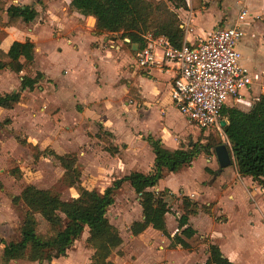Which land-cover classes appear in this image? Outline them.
Listing matches in <instances>:
<instances>
[{
  "label": "trees",
  "instance_id": "obj_1",
  "mask_svg": "<svg viewBox=\"0 0 264 264\" xmlns=\"http://www.w3.org/2000/svg\"><path fill=\"white\" fill-rule=\"evenodd\" d=\"M204 2L190 0L194 10L203 7ZM71 5L85 17L97 19L95 29L98 33L117 35L121 41L129 39L140 49L145 47L144 35L148 33L166 36L175 47H181L185 40V31L176 10L187 9V0H164L159 4L154 0H72ZM6 13L10 17L8 27H17L21 21L31 23L38 17V12L30 6L6 9V0H0V37ZM35 48L31 41L14 42L5 51L0 38V72L10 70L20 75L30 69ZM41 78V74L35 78L23 76L20 91L0 96V108L12 110L18 104L26 103L28 99L22 92L33 90ZM221 115L228 122L223 130L230 142L228 149L238 175L250 178L264 188V95L249 112L224 107ZM9 124V120L0 123V132ZM146 140L155 154L153 171L147 175L132 172L115 180L102 193L82 186V169L77 154L59 155L46 149L45 154L54 157L64 170L62 184L66 188L77 189L78 198L67 201L58 192L26 186L19 196L13 198L14 205H21L23 209L18 239L3 241L0 263L53 264L54 260L66 257L75 242L87 232L85 242L93 250V255L86 264H114L112 257L115 254L123 256L124 239L112 225L108 212L115 204L117 191L134 190L140 200L143 219L131 225L129 230L133 236H139L152 227L162 239L171 241V248L180 246L192 250L208 244L209 257L204 264H234L223 255L218 245L208 243L189 226L190 217L197 215L200 207L188 197L182 200L183 214L178 220L180 233L172 237L167 227V215L171 209L166 198L170 192L154 190L168 173H178L184 167L192 166L201 155L215 156V149L220 144L199 141L189 149H173L160 139L149 136ZM1 148L0 144V151ZM110 152L115 154L118 150L111 149ZM11 163V174L20 178L16 162ZM0 189H3L1 182ZM201 209L212 215V205H203Z\"/></svg>",
  "mask_w": 264,
  "mask_h": 264
},
{
  "label": "crops",
  "instance_id": "obj_2",
  "mask_svg": "<svg viewBox=\"0 0 264 264\" xmlns=\"http://www.w3.org/2000/svg\"><path fill=\"white\" fill-rule=\"evenodd\" d=\"M162 1L164 0H154V2L157 4ZM251 1L252 6H254L252 7V9L250 8L251 12L261 16L262 12H264V0ZM239 2L240 0H205L203 7L194 10L191 6L190 0H187V9L181 8L176 10L179 22L181 23V28H183L185 31V39L187 38V41L190 44H194L200 39H205L209 34L219 28L231 26L236 20L239 10ZM71 3L72 0H6V9H9L11 6H30L38 12V17L36 18V20L31 23L21 21L17 27L7 26L10 17L9 14L6 13L4 15V26L2 28V34L3 32H5L7 37L1 40V47L5 51H8L14 42L25 43L27 41H31L35 44L36 48L34 62L30 68H34L35 77L38 74H41V79L46 78V80L52 82V86H48L47 88L45 99L46 103L56 110L59 109L63 113L64 119L69 114L78 116L90 115L91 118L96 120L93 128V130H95V133L93 134L96 141H98L96 138L98 131L102 128L104 129V131L108 132L110 135L116 138L114 142L119 145V129L121 128L122 130H125L127 132H131V130L128 129V125L126 123L123 124L124 126H122V124H118L117 115L123 114L126 110H130L137 112V114H139L140 116H143L141 126L145 129L148 128L150 130L149 136L155 139H160L166 146L173 149H189L191 145L196 144L198 141L190 143V145L185 144V146H183V143H181L180 140H183L182 142H185L184 136H187L189 134L190 129L187 127L186 130H188V132L183 134L181 132H178L180 131L179 129H177L179 123L172 122L171 114H173L174 116L178 114L183 117L182 114L174 107L170 94L173 78L175 75L173 66L170 65V69L169 67H167L168 71L166 72H162L159 68H153L151 70H144L140 68L137 64V55L141 50L138 44H131V41L129 39H126L125 41H121L119 39L118 41L116 37H114V34L111 33H98L95 29L96 26L93 29L89 28V17H85L82 13L75 10L72 7ZM258 22L255 21L252 23H245L243 25V28L246 29L247 25H264V23H262L261 21ZM188 27L192 30V32L186 35V29H188ZM44 31L52 37L51 39L53 42L55 41V39L60 38L64 31H68L66 32L67 41H74V39L77 38V34L81 35V38L84 39L82 40V42L85 48L80 51L78 48V43H76L75 41L74 43L76 44L72 46L73 50L77 51L76 61L78 62V65L76 69L69 70L65 67L60 68L57 76L46 72L43 63L46 61V58L49 55V51L44 47L43 40L41 39ZM259 40H254L252 43H249L247 39H244L238 44V49L242 54V64L251 70L254 78H257L264 83V38ZM67 49H70V47H67L65 45H63L62 47L60 44L55 43L53 52L61 57ZM128 67L129 69L127 70ZM3 74H7L6 80H3ZM25 75V71L20 75L10 70L1 71L0 93L4 92L14 83H17V85H19V88L13 89L10 92L7 91L5 94H0V96H5L7 94L20 91L22 77ZM14 76H16V79H14ZM70 78L73 80V82L84 84L86 86V92H71V101L70 103H66L64 98L60 95V92L62 84H69L67 80ZM38 86L39 84L35 86V88ZM35 88L31 91L25 90L22 92V95L26 97L28 101L26 103L18 104V107L21 106L26 108H33L34 104L36 105V102L39 99L38 97L35 102L34 100H30V98L25 95L27 92H33ZM258 92V88L256 87L248 90L244 93V97L240 103L230 102L226 107H236L244 112H249L257 102L256 99L258 97ZM0 110L3 112L11 111L3 108H0ZM98 124H100L101 126ZM127 132H123L122 134H127ZM190 133L192 132L190 131ZM149 136H147V138ZM146 139L143 141L135 142L133 144L134 149L129 148L131 150V155L126 158L125 162L118 157V165L113 164L111 168H103V170L108 173L121 174L122 172H124V168L130 167L128 173H123L122 177H119V179L130 175L132 172H141L146 175L151 173L154 167L155 154ZM91 140L92 138L89 137V135H85L84 139L82 138V141H84V143H88ZM117 145L116 147L112 148H114V150H118ZM118 153L119 150L115 154L117 155ZM66 154L71 153L59 155ZM200 157L205 158L206 164L204 166L205 173L199 183L202 184L204 189L214 187L218 177L221 176L227 168L224 169L220 174H218L220 165L218 163L217 157L216 159L213 156L209 158L206 155H201ZM192 166L184 167L182 170L189 173V170L190 168H192ZM231 171V173H237V171L233 167ZM175 174L176 173H168L166 177L159 183L158 187L154 190L156 192L168 190L170 192L169 196H173L175 199H179V203L181 205L184 197H188L193 202H196L200 207V211L197 215L190 217L189 226L192 227L201 238L207 239L208 243L218 245L223 255L231 262H233L234 264L243 263V259L251 256V253L249 254L244 249L243 240L245 238V235L243 233L237 232L236 235H233L232 237L229 234H226L223 230H219L215 233H213L214 231H201L198 224H196L197 221L195 219L202 218H206L207 220H211V222L216 223L215 219H217V217L215 216L213 207V216L207 214L201 209L203 205L211 206V202H217L222 212L224 214H227L223 211L222 205L220 204L219 200H206V202H202L201 198L203 197H201V195L203 193L200 192L202 188L199 187L198 189V185L196 186V188L191 190V193H187L181 185L175 188L170 186L169 184L168 186L167 181L175 176ZM226 178H224L221 183L216 186L217 192L226 200L233 201L234 205L236 206L237 200H239V198H236L235 201L229 200L226 192H220L221 186L224 188L227 186L226 184H224V180ZM115 180L116 179H113V182ZM238 187L239 186H235V189H232V187H228L227 191H232L235 196ZM124 192V190H119L116 192V196L118 194L122 195L124 194ZM131 192H134V190H132ZM116 202L117 200L115 198V204L111 208L116 205ZM124 205L125 207L122 209V211L128 208L127 204ZM239 205L241 207L244 206L242 202H240ZM240 211H244L247 216L252 215V217L247 221V225L249 227H260L261 229L263 228L262 231L264 232V217L255 212H249L248 210L240 209ZM240 211H237V213ZM180 212L181 211L176 214L178 216V220L183 214ZM169 214L171 215V210ZM169 214L167 215V227ZM228 217L230 218V220L224 224H226L230 228V230H234V228H236V224L232 220V217H230L229 215ZM128 219L131 220V224H128V229H130L131 225L134 222L143 219L142 212L138 217L129 215ZM168 231L169 233L171 232L169 229ZM177 233H180L178 228L175 233L170 234L173 237ZM120 235L122 234L120 233ZM131 237L133 238V241H130V245L133 251L137 254V261L135 264L139 263L140 258V255L138 254V242L139 244H143V246L147 247L145 255H148V257L151 256L150 254L152 246L164 244L167 248H171V241L163 240L160 237V233L154 230L152 227L148 228L143 234L139 236L135 237L131 235ZM149 237H152V239H150ZM206 245L208 246V244H203L201 246ZM172 249H176L173 250L175 252L185 250L180 246ZM195 249H197V247H194L192 250L186 251L193 252ZM168 251L170 252V250ZM172 254L163 253L162 255L158 256H164L165 258H169L168 256H171L170 259L172 260L173 264H178L177 262H174V257H177L175 255H178L180 253ZM178 257L180 258V256ZM208 257L209 253L207 247L205 261L200 264H204L207 261ZM257 257H260V259H257V264H264V249H261V253L256 252L255 258ZM180 260L183 262L182 264H185L182 259Z\"/></svg>",
  "mask_w": 264,
  "mask_h": 264
},
{
  "label": "rangeland",
  "instance_id": "obj_3",
  "mask_svg": "<svg viewBox=\"0 0 264 264\" xmlns=\"http://www.w3.org/2000/svg\"><path fill=\"white\" fill-rule=\"evenodd\" d=\"M248 6L251 9L254 7L252 6L251 0L248 2ZM258 21L264 23V12H262ZM89 28L93 29L94 27ZM246 30L248 36L245 40L247 39L249 43L264 38V25H247ZM66 32L68 31H64L60 38L55 39L54 42L51 39L52 37L45 31L41 37L44 47L49 51V55L43 63V66L47 73L54 76H57L60 68L65 67L69 70L77 68V51L72 48L74 44L78 43L80 51L85 48L82 42L84 39L81 38V35L77 34V38L74 39L76 43H74L73 40L67 41ZM5 37H7V35L3 32L0 38L3 40ZM114 37L119 41L117 35H114ZM55 43L60 44L62 47L65 45L70 47V49H67L64 54L59 57L53 52ZM128 69L129 67L127 70ZM25 74L30 77H35L34 68L28 69L25 71ZM6 79L7 74L3 77V80ZM14 79H16V76H14ZM67 81L69 84H62L60 95L64 98L66 103H70V93L73 91L85 93L86 86L78 82H73L71 78ZM48 86H52V82H49L46 78L41 79L39 86L36 87L33 92H27L25 94L30 100H34L35 102L37 97L39 98L33 108L15 106L11 111L3 112L0 110V123L5 120L10 121V124L5 126V130L0 132V144L2 145L0 151V182L3 184V189H0V259L3 255V241L11 242L18 239V227L22 222L23 209L21 205H14L13 198L19 196L26 186L34 185L39 189L58 192L62 195V198L67 201H72L78 198L77 189L66 188L62 184L64 170L54 157L45 154L44 151L46 149L54 150L58 154H77L82 169V186L88 190H96L102 193L112 185L113 179H119V177H122L123 173H128L130 170V167L124 168V172L116 174L105 172L103 168L109 169L113 164L118 165V157L125 162L126 158L131 155V150L129 148L134 149L133 144L135 142L143 141L149 136L150 130L141 126L143 116H140L137 112L126 110L123 114L117 115V121L118 124H122V126L126 123L131 132H127L121 128L119 129V145L114 142L116 138L102 128L98 131L96 137L98 141H96L93 134L95 133L93 128L96 120L91 118L90 115L78 116L72 114H69L64 119L63 113L59 109L56 110L46 103L45 99ZM16 88H19V85L14 83L0 94H5L7 91L10 92ZM171 117L173 123H179L177 129L180 131L178 132L183 134L187 133V127L192 132L190 133L189 131V134L184 136L185 142L180 140V142L183 143V146H185V144L190 145V143L196 141H200L203 144H224L215 128L207 131L200 130L195 126H191L187 120L178 114L176 116L171 114ZM123 132H127V134H122ZM85 135H89L92 140L88 143H84L82 138L84 139ZM116 145L119 150L117 155L108 152L111 149H114L112 147H116ZM213 157L216 159V155ZM209 158H211V156ZM12 161H15L18 166L21 173L20 178H16L11 174L10 170ZM205 164L204 157L198 158L194 162L192 168H190L189 173H187V171L184 172L183 170L179 171L167 181V185L169 184L174 188L181 185L187 193H191V190L198 185V189L199 187L202 188L200 191L203 193L201 195V197H203L201 198L202 202H206V200H219L223 211L233 218L232 220L236 224L234 230H230V228L224 224L227 223L230 218L227 214L222 212L217 202L210 203L212 204L215 216L217 217V219H215L216 223L211 222V220H207L206 218L195 219L197 221V223H195L198 224L201 231H214L213 233H215L219 230H223L226 234H229L232 237L233 235H236L237 232L243 233L245 235L243 240L244 249L249 254L251 253V256L245 259L242 258L244 262L241 264H257V259H260V257L255 258V254L256 252L261 253V249H264L263 228L249 227L247 221L252 215L247 216L245 212H241L240 209L248 210L252 213L255 212L264 217V188L250 178H241L237 173H231L232 167L235 169V166L232 165L218 177L214 187L204 189L199 182L205 173ZM224 178H226L224 184L227 186L225 188L221 186L220 192H226L229 200L235 201L236 198H239L236 206L233 201L226 200L217 192L216 186L219 185ZM235 186L239 187L238 190L236 189V195L234 196L232 191H227V188L232 187V189H235ZM124 191V194H118L116 196V205L108 212L111 223L115 229L122 234V238L124 237L125 239L122 248L123 256L120 257L115 254L112 257V261L114 264H135L137 261V254L133 251L130 245V241H133V238L128 229V224H131V220L128 219V216L131 215L138 217L141 214L142 209L141 205L139 206L140 200L138 196L134 192H131L132 190ZM166 199L168 200L171 209L168 229L171 231L170 233L173 234L178 228V216L176 214L179 211H181L180 213H183L181 210L182 205L179 203V199H175L173 196H167ZM239 201L242 202L244 206L241 207ZM124 204H127L128 208L122 211L125 207ZM236 209L240 212L237 213ZM87 236L88 233L86 232L80 240L75 242L73 247L68 251L66 257L54 260L53 264H83L89 262L93 255V250L86 245L85 241ZM149 238L152 239V237ZM207 247V245L199 246L193 252L186 250L175 252L173 250L176 249L167 248L164 244H160L151 247V256L148 257V255H145L147 247L138 242V254L140 255L138 264H173L170 259L171 256H168L169 258L158 256L163 253H180L175 255L177 257H174V262H177L178 264L183 263L180 259H182L185 264H200L205 261ZM168 250H170V252ZM178 256H180V258Z\"/></svg>",
  "mask_w": 264,
  "mask_h": 264
},
{
  "label": "built area",
  "instance_id": "obj_4",
  "mask_svg": "<svg viewBox=\"0 0 264 264\" xmlns=\"http://www.w3.org/2000/svg\"><path fill=\"white\" fill-rule=\"evenodd\" d=\"M249 1L240 0L231 26L219 28L194 44L186 38L181 47H175L166 36L145 34V47L137 55V64L144 70L166 72L173 66L170 94L174 107L191 125L201 130L215 128L227 146L230 142L220 125L223 108L230 102L240 103L244 93L255 87L259 91L257 101L264 95V83L242 64L238 49L248 36L243 25L260 18L251 12ZM190 32L188 27L186 35Z\"/></svg>",
  "mask_w": 264,
  "mask_h": 264
},
{
  "label": "water",
  "instance_id": "obj_5",
  "mask_svg": "<svg viewBox=\"0 0 264 264\" xmlns=\"http://www.w3.org/2000/svg\"><path fill=\"white\" fill-rule=\"evenodd\" d=\"M97 24V19L94 17H89L88 19V26L89 27H95ZM227 120L222 119L220 121V125L222 128H225L227 126ZM215 154L218 160V163L220 165V170L218 171V174H220L224 169L231 167L234 165V158L232 157L228 146L226 144L219 145L215 149Z\"/></svg>",
  "mask_w": 264,
  "mask_h": 264
}]
</instances>
